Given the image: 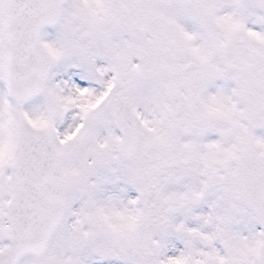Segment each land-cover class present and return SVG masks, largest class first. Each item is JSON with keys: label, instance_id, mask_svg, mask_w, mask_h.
Here are the masks:
<instances>
[{"label": "snow or ice", "instance_id": "1", "mask_svg": "<svg viewBox=\"0 0 264 264\" xmlns=\"http://www.w3.org/2000/svg\"><path fill=\"white\" fill-rule=\"evenodd\" d=\"M0 264H264V0H0Z\"/></svg>", "mask_w": 264, "mask_h": 264}]
</instances>
